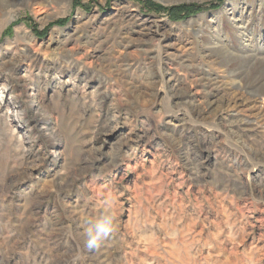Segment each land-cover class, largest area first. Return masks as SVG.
Wrapping results in <instances>:
<instances>
[{"label": "rangeland", "instance_id": "obj_1", "mask_svg": "<svg viewBox=\"0 0 264 264\" xmlns=\"http://www.w3.org/2000/svg\"><path fill=\"white\" fill-rule=\"evenodd\" d=\"M0 264H264V0H0Z\"/></svg>", "mask_w": 264, "mask_h": 264}, {"label": "clouds", "instance_id": "obj_2", "mask_svg": "<svg viewBox=\"0 0 264 264\" xmlns=\"http://www.w3.org/2000/svg\"><path fill=\"white\" fill-rule=\"evenodd\" d=\"M114 220V215H106L102 220L86 229V246L89 248H98L116 230Z\"/></svg>", "mask_w": 264, "mask_h": 264}, {"label": "bare ground", "instance_id": "obj_3", "mask_svg": "<svg viewBox=\"0 0 264 264\" xmlns=\"http://www.w3.org/2000/svg\"><path fill=\"white\" fill-rule=\"evenodd\" d=\"M30 95V94H29ZM37 106V104H35L34 102L31 103V107H35Z\"/></svg>", "mask_w": 264, "mask_h": 264}]
</instances>
